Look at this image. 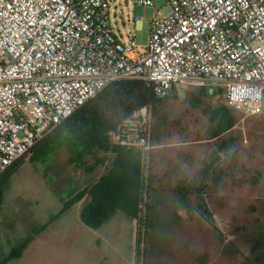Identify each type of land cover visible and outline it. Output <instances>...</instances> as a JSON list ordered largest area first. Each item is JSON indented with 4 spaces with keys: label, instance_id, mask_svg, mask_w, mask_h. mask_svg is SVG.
I'll return each mask as SVG.
<instances>
[{
    "label": "built area",
    "instance_id": "1",
    "mask_svg": "<svg viewBox=\"0 0 264 264\" xmlns=\"http://www.w3.org/2000/svg\"><path fill=\"white\" fill-rule=\"evenodd\" d=\"M131 2L155 8L142 51L113 31L118 0H0V176L123 79L150 83L158 100L221 88L233 111L264 114V0H166L164 16ZM129 125L115 139L143 146Z\"/></svg>",
    "mask_w": 264,
    "mask_h": 264
},
{
    "label": "rangeland",
    "instance_id": "2",
    "mask_svg": "<svg viewBox=\"0 0 264 264\" xmlns=\"http://www.w3.org/2000/svg\"><path fill=\"white\" fill-rule=\"evenodd\" d=\"M153 1L161 16L170 12L166 0ZM154 11L153 7L136 6L131 0H118L117 9L111 10L113 31L117 35L121 33L124 40L132 33L142 51L149 39ZM136 18H143L138 30H135ZM189 87L200 88L179 87L178 94L166 99L159 111L151 116L149 111L140 115L138 122L127 126L126 132L143 140L141 145L146 147L151 162L154 155L169 160L177 155L181 163H190V169L193 166L191 173L216 152L222 161L206 195L217 218L216 224L220 220L229 222L234 232L237 225H249L256 219L264 222V114L243 117L228 106L239 116V122L221 139L211 140L206 134L208 127L202 109L188 99ZM209 90L214 95L215 89ZM139 123L141 127L147 125V130L139 127ZM149 130L153 140L148 137ZM31 155L0 181L2 245H8L6 238L12 237L14 241L27 238L32 228H35L33 233L39 232L32 236L22 257L9 264H241V257H231L224 243L215 246L216 237L208 235L198 220L188 222L189 212L179 209L177 186L170 185L168 180L186 171L185 165L179 166L185 170L173 172L167 178L163 177L168 174L166 171L153 174L151 198L160 210L159 216H154L158 228L141 239L139 260L136 222L125 213L117 212L98 229L82 223L80 212L84 205L74 202L71 196L84 190L90 182L89 176L74 169L53 146L43 147L29 158ZM64 204H70V210L61 214ZM172 208L178 209L181 219L172 218ZM47 222L48 227L40 230ZM242 234L237 231L235 240L225 232L229 242L233 240L235 245L239 241L236 248L246 252L247 232Z\"/></svg>",
    "mask_w": 264,
    "mask_h": 264
},
{
    "label": "trees",
    "instance_id": "3",
    "mask_svg": "<svg viewBox=\"0 0 264 264\" xmlns=\"http://www.w3.org/2000/svg\"><path fill=\"white\" fill-rule=\"evenodd\" d=\"M188 89L189 101L202 109L209 139H221L224 134L236 127L240 118L228 107L221 88L215 89L214 95L205 87ZM177 94L178 89L174 88L169 97ZM222 99L224 103L221 102ZM164 101L166 100L156 98L153 87L144 80L117 81L81 107L51 136L10 169L18 166L30 154L32 155L29 158H32L41 148L53 146L60 151L65 160L74 165V169L92 176L80 194L71 196L76 203L87 200L80 212L82 223L89 228L98 229L117 212L125 213L136 222V256H139L140 260L141 239L145 235L150 236L155 228H158L154 216L155 214L159 216L160 211L151 198L154 177L151 156L144 146L130 145L124 140L118 141L114 135L129 123L138 122L136 119H139L143 110L147 109L150 116L152 112L159 111ZM141 128L147 130L148 126L143 125ZM199 129L196 132H199ZM148 134L149 139L153 140L154 136L150 130ZM221 161L222 157L213 152L211 158L199 165L197 171L191 173V169L187 168L180 175H176L175 179L168 180L170 185L177 186L175 190L180 196L179 209L189 212L188 222L198 220L200 227L206 230L208 235L213 234L216 237L215 246L224 243L229 248L231 257L235 255L241 257V264H264V222L256 219L255 223L249 225H237L234 232L229 222L220 220L219 225L216 224L217 218L213 215L206 195L208 187L214 184V174ZM9 170L0 176V181ZM182 177L185 181L180 183ZM1 189L2 187L0 191ZM172 209V218L174 216L181 219L178 209ZM68 210L70 204H64L61 214ZM48 225L49 222L40 230L46 229ZM33 231L35 228H32L27 238L19 241H14L12 237L6 238L7 246H3L1 242L4 239H0V264H9L22 257L32 236L39 233L38 230L35 233ZM226 231L233 235L235 240L237 231L243 234L247 232V253L236 248L239 241L235 245L233 240L229 242L225 235Z\"/></svg>",
    "mask_w": 264,
    "mask_h": 264
},
{
    "label": "crops",
    "instance_id": "4",
    "mask_svg": "<svg viewBox=\"0 0 264 264\" xmlns=\"http://www.w3.org/2000/svg\"><path fill=\"white\" fill-rule=\"evenodd\" d=\"M143 21V20H142ZM142 21L140 22H135V30H138L141 28L142 26ZM121 37H123V39L125 38L121 33H120ZM152 167L155 168V171H153L154 174H159L158 171L163 174L164 171H166L168 174H163L165 176V178L171 176V174L173 172L179 171L180 169L185 170V168L183 166L179 167L180 165H185V167L189 168V164L188 163H181L179 161V159L175 156L174 159L169 160L167 157L166 158H162L159 155H154L152 158ZM199 169V165L196 167L197 171ZM153 170V169H152ZM191 170L193 171L194 168L193 166L191 167ZM90 177V181L92 176L91 175H87ZM86 199H84L83 201L79 202L78 204L80 205H85L86 204Z\"/></svg>",
    "mask_w": 264,
    "mask_h": 264
}]
</instances>
